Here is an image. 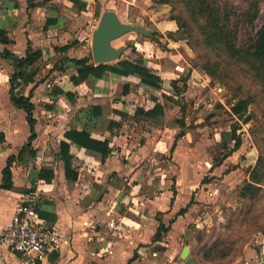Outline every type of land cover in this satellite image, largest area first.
Returning <instances> with one entry per match:
<instances>
[{
  "label": "crops",
  "instance_id": "1",
  "mask_svg": "<svg viewBox=\"0 0 264 264\" xmlns=\"http://www.w3.org/2000/svg\"><path fill=\"white\" fill-rule=\"evenodd\" d=\"M92 1L78 0L81 8L76 9L70 0H0V29H4L11 40L7 44L0 43V130L5 135V140L0 143V184L7 157L19 152L30 133L25 111L10 101L9 78L14 68L2 53L8 49L14 55L24 56L30 43L32 48L42 51L35 66L45 54H51L48 49L52 46L57 48L56 52H65L61 59L83 57L72 55V47L82 39H88L86 35H73L78 30L77 23H80L78 26L85 34L95 28L92 20H87L93 7ZM39 14L43 15V20L36 18ZM39 40L41 45L37 44ZM67 44V49L61 48ZM155 65L163 85L177 77L170 68ZM37 79L35 76V81L25 90L27 94L33 87L32 101L37 120L33 140L36 156L33 162H36L35 168L52 169L54 174L50 181L41 179L33 184L31 168L29 178L35 186H24L16 176V169L18 165L29 166L30 162L17 160L13 163V187L0 188V234L10 222L16 204L27 193L26 189L34 187L43 197V202L37 206L39 218L67 236L65 247L50 252L38 264H185L180 252L183 241L190 235L189 224L198 223L194 211L203 199L205 186H185L182 181L179 182L180 186H162L164 175L158 181L159 186L154 180L148 181L152 186H142L140 180L144 173L140 160L150 149L152 156L157 152L162 153L173 134L171 150H174V145L184 135L178 136L183 129L181 126L180 130L167 126V120H163L162 113H158L157 119L145 115L140 120L144 125L141 137L146 140H142L139 146L134 148V142L129 144L130 135L124 133L126 118L135 115L137 108L133 102L128 103L133 99L129 87L132 89L137 85L134 99H140L138 106L144 110L155 104L148 94L152 89L141 84L136 75L117 76L111 73L94 84L71 83L72 86L67 88L60 84L58 88L71 91L74 97L70 99L59 94L56 100L51 101L49 96L53 88L39 92L43 96L40 106H43L42 113L46 120L36 113V108H40L35 101L41 88ZM119 88L122 89L120 94ZM163 90L162 87L152 90V94L157 95ZM149 102L153 103L148 105ZM92 105H99L100 113L92 114L89 120L91 137L108 140L111 147V152L104 159L99 153L70 142L64 136L68 128L81 130L84 120L81 108L90 110L89 106ZM55 116L57 118H53ZM159 119L164 122L159 123ZM132 120L136 122V119ZM152 138L156 140L151 148L147 144ZM61 140L70 142L71 167L77 172L75 180L65 177L63 162L57 157ZM191 200L193 202L187 210L178 214ZM160 221L168 226V230L162 233L161 240L155 241L154 235ZM247 255L232 264H264V247L259 251L251 250ZM0 264L22 263L18 254L9 251L0 242Z\"/></svg>",
  "mask_w": 264,
  "mask_h": 264
},
{
  "label": "rangeland",
  "instance_id": "2",
  "mask_svg": "<svg viewBox=\"0 0 264 264\" xmlns=\"http://www.w3.org/2000/svg\"><path fill=\"white\" fill-rule=\"evenodd\" d=\"M213 2L223 25L246 52L244 57L231 56L221 44L208 45L200 29L202 20L194 18L187 0H93L87 20H92L96 26L102 12L113 9L123 23L138 22L145 26L151 35L131 31L113 40L114 46L127 45L118 60L140 56L152 61L149 66L160 77L155 64L170 68L177 74L175 79L182 78L177 82L179 94L170 82L162 83L166 92L159 91L160 97L158 93L153 95L155 89L149 87L152 90L148 94L153 100L159 99L167 126L177 130L181 126L184 135L178 139L174 150H171L173 134L162 153L152 156L150 149L140 160L144 172L141 184L152 186L148 181L154 180L159 186L158 181L164 175L162 186H180V181L185 186H205L203 199L194 211L198 223L189 224L190 235L183 246L189 245V255L195 264H232L248 256L251 250L259 251L264 247V67L249 52L257 31L264 27V0ZM39 17L43 20V15L36 18ZM78 25L79 31L75 30L73 37L86 35L88 40L82 39L81 44L73 46L72 55L89 56L92 32L85 34ZM48 51L51 54H45L36 65V79L41 83L38 94L60 84L66 88L73 84L69 76L74 68L60 69L65 66L61 62L65 52H56L53 46ZM203 64L213 73L206 71ZM129 90L133 99L128 103L133 102L143 109L138 106L140 99H134L137 85ZM121 91L119 88V94ZM42 98L39 94L35 101L40 108H36V113L46 119L40 106ZM240 99L248 100L247 107L242 113L233 114L231 107ZM136 110L131 116L136 122L127 117L124 128L134 148L146 140L141 137L144 132L141 121L145 115ZM154 116L157 119L158 114ZM158 122L164 121L159 119ZM237 138L241 143L233 150ZM154 140L156 138L147 145L152 148ZM35 164L31 161L29 166H17L16 176L24 186H32L29 171ZM249 182L254 188L242 193ZM41 202L43 197L39 205Z\"/></svg>",
  "mask_w": 264,
  "mask_h": 264
},
{
  "label": "trees",
  "instance_id": "3",
  "mask_svg": "<svg viewBox=\"0 0 264 264\" xmlns=\"http://www.w3.org/2000/svg\"><path fill=\"white\" fill-rule=\"evenodd\" d=\"M73 3L75 8L80 9L78 5V0H70ZM190 5L191 14L195 19L200 18L202 22L200 23V29L204 35V41L208 45L221 44L223 48L233 57H244L246 52L242 50L237 43H235L234 37H232L231 31L223 25L220 14L217 12L213 0H187ZM11 42L10 38L7 35V32L4 29H0V43L7 44ZM62 49H67L68 44L61 47ZM250 55L254 57L255 60H258L264 67V27H261L255 36L252 47L249 49ZM42 51L40 49H34L28 43L26 52L24 56L14 55L10 50L5 49L2 53L3 57L9 59L13 64V72L9 78V98L11 103L21 108L25 111V118L29 126V136L26 142L23 144L21 149L17 154H11L7 157L6 165L2 169V181L0 188L11 189L13 187L12 181V165L15 161L26 160L27 163L33 161L36 156V150L33 148V140L36 137V118L34 116L35 104L32 101L33 97V87L25 93L26 87L35 81V76L38 72V68L35 66L36 61L41 56ZM63 64L68 63L60 69L74 68V71L70 74V80L74 85H79L85 82L95 83L96 80L100 78H106L109 73L117 76H128L136 75L139 77L140 83L151 87L154 89H159L162 87L161 77L149 66L152 62L149 59H144L140 56L135 58H125L117 60L113 63H99L95 65L89 56H83L80 58H69L65 57L61 59ZM202 67L213 73L207 64H203ZM215 71V68H213ZM184 79V78H183ZM181 79H173L170 81L173 89H176V92L179 94L181 91L177 87V82ZM83 88H86L83 86ZM126 92V89H125ZM59 94H64L68 98L72 99L74 94L71 91H63L61 88L55 87L52 92H50V100H56ZM89 95V94H88ZM86 96V95H85ZM87 97V96H86ZM180 103V102H179ZM248 104L247 99H240L236 104L232 105L231 111L233 114L242 113ZM88 108H81L82 113L84 114L82 128L77 130L76 128H68L64 132V136L70 142L76 143L86 149L95 151L99 153L104 159L111 152V147L109 146L108 140L100 141L91 137L89 120L92 117V114L98 115L100 113L99 105H92ZM182 108V105H181ZM142 113L146 116H154L155 114L162 113V106L158 100L155 98V104L153 107L144 110L142 108H137L136 113ZM237 127L233 126V131L235 132ZM184 130L180 131L178 136H182ZM5 140V135L3 131L0 130V143ZM70 142L66 140H61L59 143V150L57 152V157L60 161L63 162V167L65 171V177L70 180H75L77 178V172L71 167V158L70 153ZM241 143L240 138L236 139V142L232 149L239 147ZM215 163H213L214 165ZM256 165L252 169L251 174L254 176L256 174ZM53 170L48 168L37 169L33 168L31 170L32 182L33 184L37 180H47L50 181L53 177ZM205 178L202 180L204 181ZM32 186H35L33 185ZM254 184L249 182L242 189V193H247L254 188ZM34 187L26 189L27 192L33 190ZM193 201L191 200L189 204L181 208L178 214L184 213L188 206L191 205ZM168 230L162 221L159 222L157 226L156 233L154 235V240L158 241L162 238V233Z\"/></svg>",
  "mask_w": 264,
  "mask_h": 264
},
{
  "label": "built area",
  "instance_id": "4",
  "mask_svg": "<svg viewBox=\"0 0 264 264\" xmlns=\"http://www.w3.org/2000/svg\"><path fill=\"white\" fill-rule=\"evenodd\" d=\"M40 199L38 189L27 192L16 204L10 222L0 234V242L18 254L22 264H38L50 252L62 249L67 243L66 235L39 218L37 206Z\"/></svg>",
  "mask_w": 264,
  "mask_h": 264
},
{
  "label": "water",
  "instance_id": "5",
  "mask_svg": "<svg viewBox=\"0 0 264 264\" xmlns=\"http://www.w3.org/2000/svg\"><path fill=\"white\" fill-rule=\"evenodd\" d=\"M131 31L151 35L150 30L138 22L123 23L115 10L105 9L91 34V55L89 57L92 62L97 65L118 60L127 45L114 46L112 42ZM180 257L184 259L185 264H193V258L189 255V245L183 246Z\"/></svg>",
  "mask_w": 264,
  "mask_h": 264
}]
</instances>
